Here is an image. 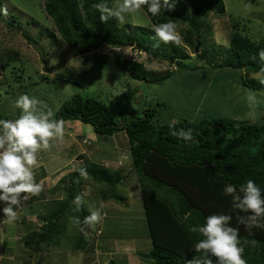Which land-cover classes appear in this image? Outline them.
I'll list each match as a JSON object with an SVG mask.
<instances>
[{
  "label": "trees",
  "instance_id": "trees-1",
  "mask_svg": "<svg viewBox=\"0 0 264 264\" xmlns=\"http://www.w3.org/2000/svg\"><path fill=\"white\" fill-rule=\"evenodd\" d=\"M3 1L0 0V20L4 21L8 15L2 10ZM41 1L55 24V29L50 26L47 34L56 37L58 33L62 43L75 54L86 55L105 45L113 48L134 45L138 52L151 59L175 65L177 70L190 71V76L202 75L209 68H230L247 76L248 85L245 81L244 85L264 89V82L249 84L251 75H264V43L248 36L234 33L227 50L212 55L211 62L199 54L197 58L203 63L194 66L184 63L185 58L167 52V37L163 33L172 31L178 24L191 28L185 36L188 44L197 42L204 53L209 52L208 45L202 42V23L212 13L225 14L223 0H189L190 8L175 0H138L156 29L134 26L133 34L128 30L130 24L120 26L114 0ZM12 19L16 22L15 16ZM34 24L40 25L38 21ZM24 36L32 44L35 41ZM114 64L132 80L148 84L166 83L175 72L166 70L157 74L143 62L123 56H117ZM202 79H209V75L203 74ZM77 88L84 87L78 85ZM158 107V110L148 108L141 115L118 121L115 113L101 101L78 92L57 112L53 122L14 125L19 121L1 115L0 133L10 135L11 139L21 133L15 141L17 145L10 144L9 149L15 151L18 159H28L32 153L24 156L26 152L20 147L48 143L50 139L46 136L54 135L58 126L53 125L58 121H81L92 127L97 137L113 138L123 132L140 184L147 225L144 230H148L150 236L149 248L138 253L143 263L264 264V116L262 122L227 119L217 111L213 115H198L199 118H195L196 114L167 117L163 112L168 108L166 103L159 102ZM85 178L115 189L129 176L121 170L112 172L86 160L61 179L59 185L64 184L68 198L50 202L47 213L39 219L40 230L22 238L26 241L24 251L30 256L27 264L33 253L48 252L60 244L61 218L78 217L77 250L84 251L90 245L87 216L89 219L91 213L83 210L84 214L80 215L78 209L84 208L76 201ZM66 182L71 184L69 189ZM112 194L115 201L127 205L126 197ZM98 246L101 252L112 253V246Z\"/></svg>",
  "mask_w": 264,
  "mask_h": 264
},
{
  "label": "rangeland",
  "instance_id": "rangeland-1",
  "mask_svg": "<svg viewBox=\"0 0 264 264\" xmlns=\"http://www.w3.org/2000/svg\"><path fill=\"white\" fill-rule=\"evenodd\" d=\"M175 1L190 8L189 0ZM223 1L225 14L212 13L202 23V42L208 45L209 52L204 53V48L197 42L188 44L185 36L191 28L186 24H178L172 31L163 33L167 37V52L185 58L184 63L186 61L194 66L201 62L197 58L199 54L205 55V61L211 62L212 55L227 50L234 33L264 43V0ZM3 3L2 10L8 17L7 20H0V116L18 120L14 125L20 122L55 121L57 112L78 92L101 101L115 113L118 121L141 115L148 108L158 110L160 102L166 103L168 107L163 111L167 117L180 114L190 117L196 114L195 118H199L217 111L219 116L227 119L262 122L264 89L246 86L247 76L241 75V71L209 68L202 75L197 73L199 76L193 77L188 70H177L175 65L138 52L134 45L124 48L105 45L98 51L78 55L67 45L64 46L60 37L47 34L50 26L55 29V24L48 17L41 0H4ZM114 3L120 26L130 24L128 30L131 34L134 33V26L156 29L138 0H114ZM12 16H15L16 22ZM34 21L40 25L34 24ZM24 34L35 40L33 44ZM193 39L197 40V37L193 35ZM210 45L214 48L211 49ZM117 56L143 62L157 74L166 70L175 72L172 78L160 85L132 80L115 67ZM203 74L209 75V79L204 80L208 82L207 85L202 79ZM251 76V85L256 81L264 82V75ZM78 85L84 88L79 89ZM198 110L202 112L196 113ZM80 122H56L58 130L54 133V139L47 135L46 138L50 139L48 143L22 145L20 148L26 152L24 156L32 153V159H37L39 155L43 157L44 153L52 155L53 161L61 165L60 169H69L63 178L86 160L103 165L112 172L121 170L129 178L115 189L85 178L76 199L84 208L78 209L80 215L83 210L91 213L89 219L87 216L91 242L84 251L76 249L80 227L79 219L75 216L59 219L58 227L62 228L58 234L59 247L48 252H35L32 256L40 257L44 262L41 264H146L138 257V253H144L149 248L150 236L148 230H144V226L147 227L144 205L127 138L124 139L123 132L113 138L97 137L92 127L82 122L80 126L75 125ZM6 135L0 133V152L8 147ZM8 137L11 139L10 135ZM13 155L8 159L10 162L4 164L5 183L14 184L17 191H22L24 187L28 190L34 186L33 178L26 175L23 169L26 164L20 161V167L19 162L17 165L14 160H10L14 159ZM63 186L60 183L54 190V193L58 191L57 195L45 194L47 197L39 201L27 194L21 197L17 209L12 205L10 210L6 208L9 215L11 211L13 218L0 220V233L4 236V242L0 241V264H27L26 260L30 256L24 251L26 241L22 238L32 231L40 230L42 223L39 219L50 208L48 203L68 198ZM112 192L126 197L127 205L115 201ZM44 205H47L46 209ZM99 244L112 246V253L101 252ZM97 253H100L99 263L96 261ZM31 262L34 263V260L31 259Z\"/></svg>",
  "mask_w": 264,
  "mask_h": 264
},
{
  "label": "crops",
  "instance_id": "crops-1",
  "mask_svg": "<svg viewBox=\"0 0 264 264\" xmlns=\"http://www.w3.org/2000/svg\"><path fill=\"white\" fill-rule=\"evenodd\" d=\"M75 125L80 126V123H76ZM5 137L8 140V147L4 150L1 149L2 152H0V162H1V165H0V220H4V221L6 218H9V217L13 218V216L11 217V211H10V215H9L6 208H8L10 210L11 205H12V207H15V209H17V206L20 203V199L24 195H27V194L29 196L32 195L33 198H35L36 200L42 199L44 196L47 197V195H49V194H56L57 195L58 191L56 193H54V190H56L59 187V182L61 181V179L64 177V175L69 170V169H60L61 165L59 163H57L56 161H53V156L52 155H46L45 153L43 154V157L37 158V159L36 158L31 159V157H29L28 159H18L16 156H14L12 154L13 151L11 149H9V145L11 144V142H12L11 145H13V140L10 139L8 137V135H6ZM123 137H124V139H126L125 138L126 135H124ZM126 141H128V140H126ZM10 155H13V157H14V159H10V160H14V162L17 165H18V162L20 163V161H22L24 164L27 165L23 169H25L26 175H30L31 178H33L34 186L32 188L25 190V187H24V189L22 191H17L14 188V184L9 183V182H7V184L5 183L3 173L5 172L6 166H4V164L7 161L10 162L8 160L9 157H11ZM19 166L21 167V163ZM1 182L2 183L4 182V183L1 184ZM45 194H47V195H45ZM39 201H41V200H39ZM48 204H50V203H48ZM43 208L46 209L47 205H44ZM14 210H13V214L16 211V210L15 211ZM46 211H47V209H46ZM6 240H11V239L6 238ZM0 241L4 242V236L3 235H2V237H0ZM99 254L100 253H97V258H96L97 263H99V256H100ZM32 259L34 260V263L30 262V264L44 263L43 260L40 257H38L37 255L33 256Z\"/></svg>",
  "mask_w": 264,
  "mask_h": 264
},
{
  "label": "clouds",
  "instance_id": "clouds-1",
  "mask_svg": "<svg viewBox=\"0 0 264 264\" xmlns=\"http://www.w3.org/2000/svg\"><path fill=\"white\" fill-rule=\"evenodd\" d=\"M56 33H57V32H56ZM57 36L60 37L58 33H57ZM60 38H61V37H60ZM61 40H62V38H61ZM64 46H66V45H64ZM196 52H197V51H196ZM47 65H49V64H47ZM48 67H49V66H48ZM53 71H54V69H53ZM49 72H50V74H51V73H52V69H51ZM65 122H71V121H64V123H65ZM80 124H81V122H80ZM53 126L55 127V126H57V124H54ZM57 130H58V129H56L55 132H56ZM54 135H55V134H54ZM54 135L52 136L53 139H54ZM13 139H14V138H13ZM13 142H15V139L13 140ZM15 143H16V142H15ZM15 145H16V144H15ZM15 145H14V146H15Z\"/></svg>",
  "mask_w": 264,
  "mask_h": 264
},
{
  "label": "water",
  "instance_id": "water-1",
  "mask_svg": "<svg viewBox=\"0 0 264 264\" xmlns=\"http://www.w3.org/2000/svg\"><path fill=\"white\" fill-rule=\"evenodd\" d=\"M197 50V49H196ZM19 136H21V133H17L15 136H14V139L16 140ZM16 143L15 142H13V145H15ZM69 187H70V184L69 183H67V188L69 189Z\"/></svg>",
  "mask_w": 264,
  "mask_h": 264
}]
</instances>
